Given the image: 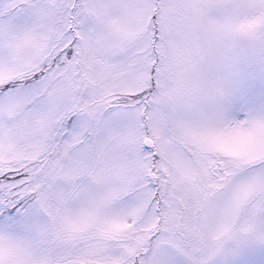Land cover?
<instances>
[{
    "label": "snow or ice",
    "instance_id": "snow-or-ice-1",
    "mask_svg": "<svg viewBox=\"0 0 264 264\" xmlns=\"http://www.w3.org/2000/svg\"><path fill=\"white\" fill-rule=\"evenodd\" d=\"M0 264H264V0H0Z\"/></svg>",
    "mask_w": 264,
    "mask_h": 264
}]
</instances>
